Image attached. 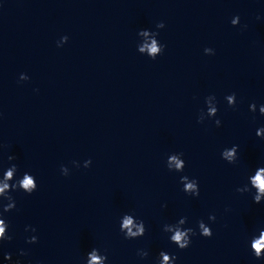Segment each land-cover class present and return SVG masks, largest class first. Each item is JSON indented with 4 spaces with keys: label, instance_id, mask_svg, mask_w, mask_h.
Instances as JSON below:
<instances>
[{
    "label": "clouds",
    "instance_id": "9594fccd",
    "mask_svg": "<svg viewBox=\"0 0 264 264\" xmlns=\"http://www.w3.org/2000/svg\"><path fill=\"white\" fill-rule=\"evenodd\" d=\"M151 51L153 53H155L157 51V49L154 45L151 48ZM11 177H12V171L10 170L7 172V174L5 176V180H9V179H11ZM256 182H258V187L260 188V190L262 192H264V181H262L260 179L259 175L256 177ZM20 186L22 187V189L25 193L31 194L34 192L33 189L35 186L33 184L32 178L29 176H25L23 181L20 182ZM8 187H9L8 183L0 184V198L6 199L8 201L7 204L3 205V211L0 212V242L12 240V236L8 234L9 225H8V223H6L5 219L2 218L3 213L9 212L16 207V203H15L14 198L9 193L5 192V190L8 189ZM188 187L191 188L192 185H189ZM16 189H17L16 185H13V190H16ZM256 199L259 200V197H256ZM130 223H131V221H126L125 226L130 225ZM25 230L27 231L28 228H26ZM31 231L35 232L36 230L34 228H32ZM183 237H184L183 233L177 232L176 235L174 237H172V239L177 241V242H180L183 239ZM26 242L29 244L37 243L38 237L33 235V236L27 238ZM262 246H264V236H262L260 241H257L256 243L253 244V247L256 250V256L257 257H259V255H260V251H261ZM180 247L183 248L184 244H181ZM19 255L24 256V255H26V253L23 250H21ZM4 259L11 261L12 260V254L11 253H5ZM92 259H93V264H96L97 258L95 256H93ZM165 260H167V257H165ZM14 264H21V262L19 260H16L14 262Z\"/></svg>",
    "mask_w": 264,
    "mask_h": 264
}]
</instances>
